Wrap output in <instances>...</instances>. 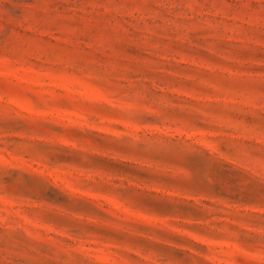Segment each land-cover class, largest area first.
<instances>
[{
  "label": "rangeland",
  "instance_id": "1",
  "mask_svg": "<svg viewBox=\"0 0 264 264\" xmlns=\"http://www.w3.org/2000/svg\"><path fill=\"white\" fill-rule=\"evenodd\" d=\"M0 264H264V0H0Z\"/></svg>",
  "mask_w": 264,
  "mask_h": 264
}]
</instances>
